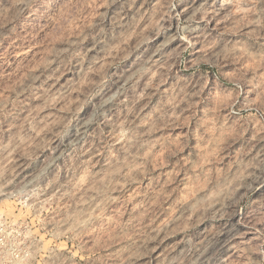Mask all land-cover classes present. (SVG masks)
Instances as JSON below:
<instances>
[{"label":"clouds","instance_id":"clouds-1","mask_svg":"<svg viewBox=\"0 0 264 264\" xmlns=\"http://www.w3.org/2000/svg\"><path fill=\"white\" fill-rule=\"evenodd\" d=\"M0 264H264V0H0Z\"/></svg>","mask_w":264,"mask_h":264}]
</instances>
